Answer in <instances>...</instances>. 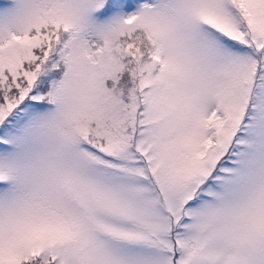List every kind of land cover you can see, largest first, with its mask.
Instances as JSON below:
<instances>
[{
	"label": "snow or ice",
	"instance_id": "6c2138e0",
	"mask_svg": "<svg viewBox=\"0 0 264 264\" xmlns=\"http://www.w3.org/2000/svg\"><path fill=\"white\" fill-rule=\"evenodd\" d=\"M0 264H264V0H0Z\"/></svg>",
	"mask_w": 264,
	"mask_h": 264
}]
</instances>
